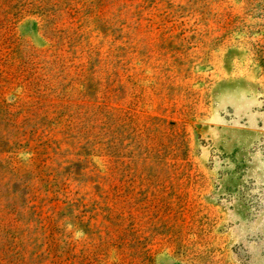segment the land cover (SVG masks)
<instances>
[{
    "label": "rangeland",
    "instance_id": "1",
    "mask_svg": "<svg viewBox=\"0 0 264 264\" xmlns=\"http://www.w3.org/2000/svg\"><path fill=\"white\" fill-rule=\"evenodd\" d=\"M0 264H264V0H0Z\"/></svg>",
    "mask_w": 264,
    "mask_h": 264
},
{
    "label": "trees",
    "instance_id": "2",
    "mask_svg": "<svg viewBox=\"0 0 264 264\" xmlns=\"http://www.w3.org/2000/svg\"><path fill=\"white\" fill-rule=\"evenodd\" d=\"M47 4H50V5H52V6H56V5L52 4V1L47 2ZM23 11H24V10H23ZM26 12H27V13H33V12H31V10H28L27 8H26ZM19 13H22V11H20Z\"/></svg>",
    "mask_w": 264,
    "mask_h": 264
}]
</instances>
